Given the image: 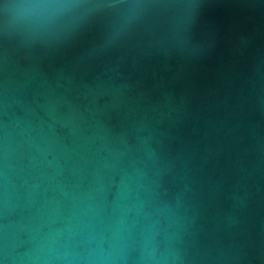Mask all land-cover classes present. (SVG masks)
I'll use <instances>...</instances> for the list:
<instances>
[{"label":"water","instance_id":"water-1","mask_svg":"<svg viewBox=\"0 0 264 264\" xmlns=\"http://www.w3.org/2000/svg\"><path fill=\"white\" fill-rule=\"evenodd\" d=\"M0 264H264V0H0Z\"/></svg>","mask_w":264,"mask_h":264}]
</instances>
